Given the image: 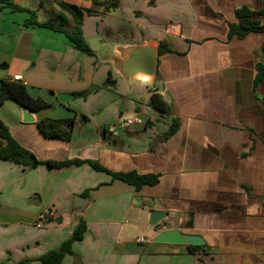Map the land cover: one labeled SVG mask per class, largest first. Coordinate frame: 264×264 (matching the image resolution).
Instances as JSON below:
<instances>
[{
    "label": "crops",
    "instance_id": "1",
    "mask_svg": "<svg viewBox=\"0 0 264 264\" xmlns=\"http://www.w3.org/2000/svg\"><path fill=\"white\" fill-rule=\"evenodd\" d=\"M12 1L40 21L59 11L58 1L90 10L82 33L94 52L24 27L27 13L0 10V80L17 78L50 106L24 122L23 109L5 101L0 119L12 138L40 161H95L114 173L156 174L158 182L136 190L88 163L49 170L0 162V264H41L26 260L56 249L78 217L87 231L60 264H264V79L254 87L264 35H229L238 8L259 12L264 23V0H118L109 13L91 0ZM143 43L170 49L157 55L149 81L126 84L101 60L104 46ZM154 93L168 114L149 107ZM135 115L143 125L104 133ZM46 120L69 140L45 137L38 125L52 131ZM172 120L178 128L165 137ZM74 196L89 202L82 216L69 215ZM47 209L53 217L40 220ZM153 209L168 218L151 230ZM173 228L201 235L208 253L150 242Z\"/></svg>",
    "mask_w": 264,
    "mask_h": 264
},
{
    "label": "trees",
    "instance_id": "2",
    "mask_svg": "<svg viewBox=\"0 0 264 264\" xmlns=\"http://www.w3.org/2000/svg\"><path fill=\"white\" fill-rule=\"evenodd\" d=\"M94 4L102 3L104 5L105 13H109L115 10L119 6L118 0H91ZM59 11L46 17L44 20H38V16L35 10H30L25 7H21L14 3L12 0H0V10L8 9L11 13L23 12L28 14L23 22V26L28 28H43L50 30L54 33H58L64 36V38L71 44V46L80 53L88 56H94L93 50L89 47L82 33V19L83 16H89L90 10L79 8L75 5L65 2H56ZM237 23L229 25V35L242 38L249 33H262L264 35V23H261L258 17L259 12L251 11L246 7H241L234 12ZM70 23H69V19ZM70 24V25H69ZM170 52V49L163 43H160L157 47V55ZM262 52L264 54V42L262 45ZM264 79V63L258 64L256 67V76L254 79V87L257 83ZM111 83V73H108L106 84ZM86 92L78 93L74 95L85 96ZM5 101H12L18 107L24 110H28L32 113L45 111L50 108L49 104L39 98H32L27 92L26 86L20 80L1 79L0 80V106ZM148 105L151 109L159 113L160 115H166L169 113V107L167 103L161 98L159 94H152L149 97ZM48 127L52 130L50 132L44 131L40 125L38 128L45 137L59 138L63 140H69L70 132L59 133L56 132L54 122L46 120ZM71 125V121L65 122ZM178 128L176 120L170 122L165 137L171 136ZM0 162H10L16 165L27 167L30 169L36 168L39 165L45 166L47 169H60L69 166H78L83 163H88L91 168L97 172H104L113 180H119L123 183L133 186L136 190H139L143 186H152L158 182V175L156 174H138L134 171L130 172H111L95 161H82V160H66V161H40L34 154L27 149L23 148L17 143L16 140L10 135L8 128L0 119ZM87 192L83 196H87ZM77 224L72 231L69 238L64 240L56 249L49 250L37 258L27 259L26 262L38 261L41 264H60L64 256H74L72 245L76 241H80L83 238L84 233L87 231L85 220L81 217L77 218ZM190 253L205 252L208 253L206 246H187Z\"/></svg>",
    "mask_w": 264,
    "mask_h": 264
},
{
    "label": "water",
    "instance_id": "3",
    "mask_svg": "<svg viewBox=\"0 0 264 264\" xmlns=\"http://www.w3.org/2000/svg\"><path fill=\"white\" fill-rule=\"evenodd\" d=\"M157 50L154 43L143 44H113L104 46L101 51V60L108 62L111 66V73L119 76L126 84L134 79L149 81L153 78L156 65ZM6 65L1 64L0 69ZM32 112L23 109V121L31 122L29 116ZM89 202L82 197L71 198L69 215L82 216L88 207ZM168 214L160 210H149L147 214L148 228L156 229L162 222L166 221ZM60 222V218L57 219ZM150 242L156 244L182 245V246H203L204 239L199 234L185 233L173 228L163 230L151 237ZM132 244L128 248H132Z\"/></svg>",
    "mask_w": 264,
    "mask_h": 264
},
{
    "label": "built area",
    "instance_id": "4",
    "mask_svg": "<svg viewBox=\"0 0 264 264\" xmlns=\"http://www.w3.org/2000/svg\"><path fill=\"white\" fill-rule=\"evenodd\" d=\"M15 78L14 80H16ZM133 125H143V121L138 117V116H132L129 118H124L118 120L115 124L113 125H108L104 128V133L111 137H116L118 134V130L128 128ZM53 217V212L50 209L44 210L42 214L40 215V220H47ZM41 222V221H40ZM36 224V227H40L41 223ZM141 243L146 242L144 238L140 239Z\"/></svg>",
    "mask_w": 264,
    "mask_h": 264
},
{
    "label": "rangeland",
    "instance_id": "5",
    "mask_svg": "<svg viewBox=\"0 0 264 264\" xmlns=\"http://www.w3.org/2000/svg\"><path fill=\"white\" fill-rule=\"evenodd\" d=\"M41 15V14H40ZM70 25V24H69ZM79 52V51H78ZM88 97V96H87ZM9 102H11V101H9ZM125 228H128L129 230H130V232H131V229H130V227H125ZM141 233L142 234H144L146 237H148V235L150 234V232L149 231H145L144 232V230H142L141 231ZM131 234H134V232H131ZM140 236V234H135L133 237H136V238H138ZM141 246H143V245H141Z\"/></svg>",
    "mask_w": 264,
    "mask_h": 264
}]
</instances>
